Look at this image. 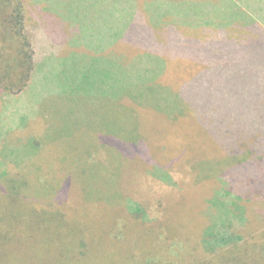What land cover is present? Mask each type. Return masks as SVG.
I'll return each instance as SVG.
<instances>
[{"label": "rangeland", "instance_id": "obj_1", "mask_svg": "<svg viewBox=\"0 0 264 264\" xmlns=\"http://www.w3.org/2000/svg\"><path fill=\"white\" fill-rule=\"evenodd\" d=\"M108 1L14 0L38 42L18 80L22 38L0 0V264H264V197L211 203L232 147L264 131V53L243 42L264 0ZM113 10L115 40L145 16L137 41L155 48L125 64L59 59L64 44H101L93 29Z\"/></svg>", "mask_w": 264, "mask_h": 264}, {"label": "trees", "instance_id": "obj_2", "mask_svg": "<svg viewBox=\"0 0 264 264\" xmlns=\"http://www.w3.org/2000/svg\"><path fill=\"white\" fill-rule=\"evenodd\" d=\"M10 4H14L13 8V15H14V28H13V36L14 39H18L21 37L22 41L18 42L19 47L21 48L20 58L18 57L15 60V67L19 71V73L14 76V79L21 80L19 78L24 77H30L32 73V69L34 67V50L31 48L30 42L35 39L33 36V33L30 31L27 32V30L24 28L23 24V16H22V5L21 2L15 5L14 0H7ZM11 19V16L10 18ZM7 20L5 19V22ZM258 25V31H256L255 24ZM33 25L34 27H39L40 21H36ZM252 30L258 33L257 41H255V38L248 39L247 41H243L248 45L249 43H255L257 44L258 48L261 50V52L264 53V25L257 23L255 20L252 21L251 24L248 25ZM20 38V39H21ZM219 42V41H218ZM217 42V43H218ZM257 42V43H256ZM216 43V42H215ZM222 44V43H221ZM221 44L220 48H221ZM224 44L227 46L225 49L229 51L231 48H235L239 44L236 43V41H225ZM245 45V46H246ZM29 46L31 49L29 52L26 53L27 59H23V53H24V47L27 48ZM263 60L258 61L259 65L263 64ZM249 66H253V63H248ZM263 67V66H262ZM264 68V67H263ZM232 72L237 71V66L233 65L231 66ZM20 74V75H19ZM28 74H30L28 76ZM237 82V81H236ZM252 87H257V90L259 89L260 85L254 80L252 81ZM14 84H16L14 82ZM237 85V83H236ZM260 90V99L264 96V85L261 86ZM259 91V90H258ZM248 122V121H247ZM249 125V122H248ZM247 138H252V143H248V146L246 147L241 140V144L239 146H233L231 150V161L233 162L232 168H228L226 172L222 175V183L219 189L217 190L216 194L211 200V203L214 207H221L223 205V201L219 197L223 196L224 194L222 191L226 192L228 191L230 196L234 198L233 204H239V205H245V203L250 199L251 195H254L255 191H258L260 193V196L264 197V131L258 132V136H248ZM245 139V138H244ZM235 165V166H233ZM163 171H166L168 174L167 178H171L173 180V174L172 171L164 168ZM246 179V180H245ZM31 212L29 208H27ZM32 213V212H31ZM35 261H37V258H34Z\"/></svg>", "mask_w": 264, "mask_h": 264}, {"label": "crops", "instance_id": "obj_3", "mask_svg": "<svg viewBox=\"0 0 264 264\" xmlns=\"http://www.w3.org/2000/svg\"><path fill=\"white\" fill-rule=\"evenodd\" d=\"M139 0H125L124 3L128 5L127 9L130 8L131 6H137ZM109 3V8L111 6V0L108 1ZM136 4V5H134ZM124 9V8H123ZM134 12V9H133ZM113 10V14L111 12H108V16L106 18V25L101 24V25H96L97 28L102 29V32H98L96 29L95 33L92 35L96 36L97 40L101 42L99 45H86L82 43H75V44H70L66 45L64 44L62 48L58 50V53L63 52V50L70 52L67 56H60L58 54V57L61 58H66V57H74L75 55H81L84 56L86 59L89 61H94V62H99L100 60H104L106 58H111L112 60H118L119 62L124 63L126 60V63L130 60L129 57H127L128 52H147L151 51L155 48L154 44H149V43H141L138 42L137 40L145 37V35H148L147 31L149 34H152L150 30H147L149 27L147 26L146 23V18L144 17H137L134 20V34L132 39H128L126 37H123L121 34H117L119 39L115 40L116 38V32L115 30L120 28V25L123 24V19L120 17L122 14H118L116 16V13ZM142 13L145 15V12ZM115 15V16H114ZM191 16H189L190 18ZM174 15L171 16H162L161 17V22L158 23V27L163 30H168V29H173L172 26L173 24L166 23L165 20H174ZM95 26V25H94ZM95 27V28H96ZM121 33V31H119ZM72 36H76L75 34H71ZM162 34H160L161 36ZM106 37V39H104ZM112 37V39H108ZM48 38H52L48 36ZM36 39V38H35ZM35 44H36V40ZM118 41V42H116ZM38 43V42H37ZM124 43V44H122ZM68 47V48H67ZM38 48V47H37ZM67 48V49H65ZM112 51V52H111ZM85 53V54H82ZM146 56V54H144ZM143 56V57H144ZM132 59V58H131ZM142 59V58H141ZM138 58V56L134 57L132 60H141ZM125 64V63H124Z\"/></svg>", "mask_w": 264, "mask_h": 264}]
</instances>
